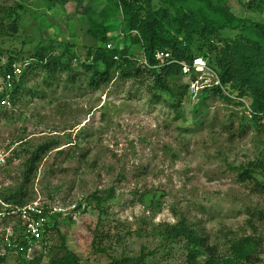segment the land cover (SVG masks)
<instances>
[{
	"label": "rangeland",
	"instance_id": "rangeland-1",
	"mask_svg": "<svg viewBox=\"0 0 264 264\" xmlns=\"http://www.w3.org/2000/svg\"><path fill=\"white\" fill-rule=\"evenodd\" d=\"M249 1L212 0L235 18L264 24V11L248 9L244 4ZM16 4L0 0L2 7ZM20 4L18 34L0 31V66L10 57L25 66L38 45L53 44L57 54L68 45L82 59L98 46L87 34L83 12L101 11L106 0ZM113 20L117 28L112 37L121 24L120 13ZM238 33L227 30L223 36L234 39ZM133 51L137 57L142 54ZM71 64L72 73L83 72L78 62ZM44 75L28 84L27 91L35 89V94L25 93L16 105L7 100L0 112L3 203L7 191L23 185L30 155L26 150L59 143L27 190L30 202L63 210L56 224L49 218L57 232L48 231L40 250L42 264L62 255L63 239L81 264H112L122 257L137 258L142 250L156 252L160 264H182L187 254L183 244L166 243L164 237L166 226L179 220L221 247L228 243L225 236L264 239V220L258 216L264 212V196L238 180L240 166L262 159L264 126L241 120L243 112L219 97L205 102L186 98L177 113L167 103H157L151 80H115L94 90L83 76L67 84V74L47 87ZM188 81L186 77L181 83ZM4 89L0 75V92ZM261 260L264 264V256ZM19 263L9 258L2 264Z\"/></svg>",
	"mask_w": 264,
	"mask_h": 264
},
{
	"label": "trees",
	"instance_id": "trees-1",
	"mask_svg": "<svg viewBox=\"0 0 264 264\" xmlns=\"http://www.w3.org/2000/svg\"><path fill=\"white\" fill-rule=\"evenodd\" d=\"M14 1L19 4L0 6V31L11 37L18 34L21 22L18 12L23 9L20 3L25 0ZM106 1L101 11L83 12L88 22L87 34L98 45L90 48L84 59L76 57L68 45L62 54H57L50 44L35 48L19 76L14 74V66H21L23 60L10 57L0 66L5 83L4 91L0 92V112L7 100L16 105L25 93L35 94V89L27 91L28 84L34 76L44 73L43 82L47 87L60 83L65 74L68 75L67 84L74 85L77 78L83 76L94 90L106 89L115 80H151L150 89L157 103H167L178 113L186 98L192 100L189 81L181 83L186 75L180 64H192L195 58H202L217 74L221 86L204 89L198 101L219 97L243 112L241 120H247L259 129L264 126L263 23L235 18L225 6L214 4L212 0ZM191 5L197 8L193 9ZM244 5L255 12L264 11V0H251ZM118 13L121 24L116 36L112 37L117 27L116 21L111 20ZM227 30L239 33L234 39L227 38L223 36ZM110 44L112 46L108 48ZM133 49H140L142 54L137 57ZM159 51L170 52L176 63L157 61L155 55ZM0 54L4 52L0 50ZM73 61L79 63L82 73H72ZM58 147V142H49L26 150L30 155L25 162L23 185L13 192L7 191L3 195L4 201L17 207L28 204L31 200L28 185L35 180L45 156ZM238 170L239 182L250 187L252 193L264 196V150L258 163L250 162ZM258 216L264 220V212H259ZM57 217L59 215L53 217L55 224ZM48 231L57 232V227L47 226V234ZM94 234L97 238L98 234ZM164 237L166 243L183 244L187 254L182 264H261L264 256V239L259 235L225 236L228 243L221 247L218 242L211 243L185 220L167 225ZM59 250L62 255L49 264H81L78 256L66 247L64 239ZM155 253L146 254L142 250L137 258L122 257L114 259L112 264H160L156 262ZM7 260L0 257V264ZM43 260L44 255L40 252L31 260L24 256L17 259L19 264H42Z\"/></svg>",
	"mask_w": 264,
	"mask_h": 264
},
{
	"label": "built area",
	"instance_id": "built-area-1",
	"mask_svg": "<svg viewBox=\"0 0 264 264\" xmlns=\"http://www.w3.org/2000/svg\"><path fill=\"white\" fill-rule=\"evenodd\" d=\"M111 44L108 48H111ZM157 61L172 60L170 52H157ZM147 65V61L144 60ZM182 71L189 78V93L192 98H198L204 89L221 86L217 74L202 58H195L192 64L181 63ZM23 67L14 66V74L19 76ZM193 75L195 77H193ZM264 123V116L263 121ZM58 206L45 208L40 201L30 202L23 207H17L0 200V257L15 258L20 256L33 259L42 250L47 236L49 218L62 213Z\"/></svg>",
	"mask_w": 264,
	"mask_h": 264
}]
</instances>
